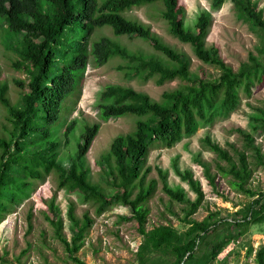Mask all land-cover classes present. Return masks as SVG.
<instances>
[{"label": "trees", "instance_id": "obj_1", "mask_svg": "<svg viewBox=\"0 0 264 264\" xmlns=\"http://www.w3.org/2000/svg\"><path fill=\"white\" fill-rule=\"evenodd\" d=\"M225 0H210V9L216 11ZM236 16L247 21L256 31L259 48L257 54H248L246 62L235 71L219 58L216 48H204L203 40L210 25L208 13L200 12L191 29L184 26V10L178 0H0V19L6 39L4 48L14 53L12 68L25 75L26 82L14 81L21 89L19 99L10 103L6 98L7 87L0 83V106L10 121L8 137L0 136V221L12 203L30 189L33 180L55 170L57 188L77 193L84 203L96 205L95 214L100 215L115 202L129 208L130 217L136 224L141 243L134 253L139 264H145L153 253L163 254L170 264H211L216 256L238 238L249 225L264 221V191L245 188L250 170L243 153H236V161L227 151L212 142L207 136L201 139L204 149L212 153L218 162L217 172L229 176L231 187L246 195L250 201L238 212V217L223 224L236 228L233 236L227 231L211 244L208 254L195 257L203 237L213 234L221 220L209 214L199 222L187 220L182 234L169 226L157 225L145 230L148 210L145 204L154 190V182L144 185L147 169L142 171L146 153L153 146L172 147L182 137L195 133L197 128L209 126L216 120L226 119L239 103V91L249 96L250 89L264 77V18L256 9L253 0H228ZM160 3L163 7L160 18L166 23L168 33L182 44H187L195 58L202 64L213 67L217 76L205 79L201 72L190 74L188 62L163 45L142 24L126 19L122 14L131 8ZM109 28L113 38L126 36L149 43L152 54L130 52L113 39L100 37L89 42L93 29ZM159 56V57H157ZM163 57V61L161 59ZM118 58L122 64L116 70L126 77H138L147 81L154 78L157 86L178 79V89L161 94L159 103L151 102L141 93L116 85L106 86L97 99V116L102 122L123 116L136 118L134 129L128 134L115 136L107 151L96 163L103 167L104 184L113 191L108 195L103 188L88 180L84 157L90 147L99 124L84 125L77 137L75 151L67 166L55 162L59 150V136L54 124L60 118L64 100L80 84L84 69L90 61L95 67ZM264 129V112L257 110L250 117ZM72 131V122L62 131L67 138ZM245 148L254 154L255 162L264 166L259 150L251 146L248 134L236 130ZM55 136V137H54ZM39 145L37 149L31 146ZM201 168L208 183L212 178L203 164ZM162 181L161 190L169 200L186 204L179 190L164 183L165 175L157 170ZM194 194L193 202L187 203L188 217L199 207L203 194L199 183L191 179L189 172L179 173ZM136 189L132 199L130 196ZM47 220L53 227V236L62 245L73 264H84L75 257L83 243V237L91 224L86 214L76 219L73 207L66 210V219L72 236L69 242L61 234L62 220L50 201ZM125 219V218H121ZM231 229V228H230ZM251 254V248L247 255ZM254 264H264V245L253 254Z\"/></svg>", "mask_w": 264, "mask_h": 264}, {"label": "rangeland", "instance_id": "obj_2", "mask_svg": "<svg viewBox=\"0 0 264 264\" xmlns=\"http://www.w3.org/2000/svg\"><path fill=\"white\" fill-rule=\"evenodd\" d=\"M99 1V0H98ZM184 10V26L191 29L195 17L200 12L208 13L210 25L203 40L204 48H216L223 63L235 71L239 64L246 62L248 54L256 55L259 43L256 31L247 21L239 19L232 5L225 0L218 10L210 9V0H178ZM256 9L260 10L264 18V0H253ZM162 5L158 3L131 8L122 15L131 21H136L148 28L163 45L167 46L188 62L190 74L202 73L205 79L215 78L218 72L211 66L198 61L192 49L173 38L167 31L166 23L160 18ZM0 19V83L7 87L6 98L10 103L19 99L21 89L14 84L20 80L26 82L25 75L12 68L16 60L13 52L4 48L6 32ZM100 37L115 40L128 51H137L143 55L152 54L149 43L138 38L126 36L113 38L109 28L93 29L89 42ZM159 57V56H157ZM160 58V57H159ZM163 61V57H161ZM122 64L118 58L109 60L102 66L95 67L88 61L80 84L74 89L61 105L60 118L54 124V130L60 140L56 163L67 166L69 157L75 151L77 137L84 125L99 124V129L84 157V165L88 169V180L92 185L102 187L105 194L111 195L113 191L104 184L103 167L96 161L104 154L111 140L118 135H125L133 131L135 117L123 116L102 122L97 114V99L99 93L106 86H120L129 88L134 92L146 95L151 102L159 103L161 94L178 89L181 81L174 79L157 86L154 78L147 81L138 77H126L116 70ZM239 103L236 109L226 118L219 119L209 126L199 127L192 135L182 137L172 147L153 146L146 153L142 167L147 173L144 185L154 182V190L148 198L145 207L148 210L145 230L157 225H166L182 234L187 224L185 221H201L209 214L215 220H221L213 234L202 238L198 245L195 257L203 258L208 254L211 244L217 237L230 231L234 236L236 228L226 226L228 222L238 217V212L250 201L246 195L236 192L230 185V177L222 176L217 172V166H225L223 162L216 161L214 155L204 149L201 139L207 136L220 148L227 151L233 162L236 153H243L246 158L250 177L245 185L251 191H264V166L255 162L254 154L245 148L243 140L236 130L248 134L252 140L251 146L263 154L264 163V129L250 119L257 110L264 112V77L261 82L255 83L249 96L240 90ZM72 122V131L64 138L63 129ZM10 121L5 118V111L0 106V136L8 137ZM55 137V136H54ZM31 146V149L39 148ZM203 164L207 174L212 178V185L201 168ZM157 170L165 175L164 183L171 189L179 190L186 202L180 203L169 200L162 192V181ZM189 172L191 179L199 183L203 200L199 207L185 217L188 211L187 203L193 202L195 196L188 188L186 182L180 180L176 174ZM136 189L130 199L134 197ZM53 202L58 218L62 220L61 234L67 242L72 232L66 219V210L71 205L76 219L86 214L91 224L86 230L83 243L74 254L84 264H139L134 253L141 243V236L136 231V224L129 220V208L115 202L110 208L95 214L96 205L84 203L75 192H65L57 188V174L55 170L44 173L41 179L33 180L30 189L17 199L3 215L0 221V264H73L67 257L62 245L53 236V227L49 224V203ZM121 218H125L124 220ZM231 228V229H230ZM264 245V221L260 224L249 225L247 229L229 241L228 245L216 256L211 264H254L253 254L257 248ZM251 248V254L247 250ZM171 260L160 253L148 256L145 264H170Z\"/></svg>", "mask_w": 264, "mask_h": 264}]
</instances>
